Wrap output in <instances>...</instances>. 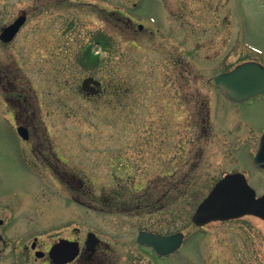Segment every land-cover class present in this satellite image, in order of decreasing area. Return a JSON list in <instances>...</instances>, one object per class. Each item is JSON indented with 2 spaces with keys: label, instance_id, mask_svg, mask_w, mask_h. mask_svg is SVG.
Masks as SVG:
<instances>
[{
  "label": "rangeland",
  "instance_id": "rangeland-1",
  "mask_svg": "<svg viewBox=\"0 0 264 264\" xmlns=\"http://www.w3.org/2000/svg\"><path fill=\"white\" fill-rule=\"evenodd\" d=\"M24 10L22 31L0 45V78L10 82L0 100L13 97L12 109L29 124L26 154L35 174L19 165L25 147L5 105L0 154L11 156L10 189L24 190L26 229L51 234L67 220L130 239L142 227L182 229L184 250L164 264H264V219L192 221L217 181L245 164L264 193V173L246 153L259 143L264 99L235 105L215 83L242 62L264 65V0H0V25ZM135 12L154 13L161 30L143 21L147 29L133 38ZM87 76L103 80L104 92L85 94ZM116 86L127 93L122 100L110 92ZM48 160L81 175L97 194L122 186L127 196L154 202L164 195L163 206L108 214L98 203L87 210L70 200ZM136 264L151 263L138 257Z\"/></svg>",
  "mask_w": 264,
  "mask_h": 264
},
{
  "label": "flooded vegetation",
  "instance_id": "flooded-vegetation-1",
  "mask_svg": "<svg viewBox=\"0 0 264 264\" xmlns=\"http://www.w3.org/2000/svg\"><path fill=\"white\" fill-rule=\"evenodd\" d=\"M120 11L122 14L123 10ZM112 13H117V11ZM23 16L25 21L15 33L14 37L10 38V35L7 37V34L5 33L7 27L16 22L18 18ZM121 16H123V14ZM140 16L144 18L140 20ZM28 18V12L24 10L12 22L3 26L0 25V45L3 47L9 46V44L22 31L23 27L28 22ZM143 21L153 24L154 27H157V31L161 30L154 13L140 14L135 12L129 17L128 22V24L131 25V28L134 26V23H137L138 25L137 29H134V32L131 31L133 38H139V34L147 29ZM6 78L7 76L3 74L0 78V88L5 90H7V85H10L9 80L5 84ZM101 82V85L96 86L99 90L98 92H83L88 96L103 93L105 90V85L103 80H101ZM115 88L116 89L114 91L110 92L113 93L114 96L116 95L115 97H118L122 100V98L127 95L126 91L123 90L122 86H116ZM225 99L229 103L245 106L258 99H264V94L250 97L249 99L241 102L234 101L226 97ZM13 100V97H3L2 101L0 100V107L2 109L4 105L8 107V111H6V109L5 111L7 112V115L11 116L13 125L16 128L15 130H17V134L21 138V141L25 147V150L21 151L20 153L19 165L24 167L23 162L28 163L31 169L30 172L35 174V169L32 165H30L31 163L27 159L26 154V148L29 146L31 139L29 124L20 118L14 107L12 109L11 102ZM18 104L20 105L21 103L19 102ZM209 116L210 115L208 113L207 117ZM20 128L25 129V131L27 130V132H20ZM263 132L264 126L261 128L259 143L254 152L251 150L250 146L247 147L246 153L248 154L249 151L250 155L253 153V161L259 148ZM56 158L58 159L57 156ZM247 159V163H249L250 156H247ZM10 160L11 156L7 151H4L0 154V183H2L1 187L3 188H0V241L3 243L0 246V264H136L138 257H141V261L144 260L146 262H150L151 264H156V262L159 264H164L170 263V259L172 257L179 255V253L184 250L186 243V233L182 229L172 233H161L148 227H142L139 228L136 231V235L130 239L128 237L126 238L115 235L103 227L99 228L96 226L94 229L90 228L87 222L83 223L82 226H71L69 223H67V220H65L66 224L63 226L65 228L60 229L53 227V229L56 230L51 231V234H49V231H38L31 233L30 231L32 229H26L25 223H23L25 220V202L24 199L20 198V195L24 194V190L21 188L14 192L13 189H10L11 187L8 186L9 181L7 180L6 174L10 172V167L8 165ZM48 162L53 169L50 166L47 168L51 169L50 172H54L53 174H57L56 179L58 180V184L66 185L64 190L70 200L77 202L87 210H97L98 203L102 206L100 207L101 211L108 214H111V212L115 211L116 209H122V211H125L124 213L133 212L134 210L138 211L149 209V207H152L151 209H153V207L156 205V202H160L159 207L161 205L163 206L162 198L164 195L155 202L151 200L150 196H145L142 198L127 196L128 193L126 189H122V186H118L120 183H117L118 187L115 188L116 190L111 192V195L105 191L103 194H97L96 190L92 188L90 183L86 181L81 175H77L74 172H69L68 170L61 172L59 169L61 168V165H53L51 160H48ZM253 165H255L254 162ZM242 168L241 170H237L235 172L244 173L249 180V175H247L246 171L250 168L246 164ZM258 170L264 173L263 170ZM229 173L230 172H226L224 176ZM123 193L126 195L125 198L115 196L122 195ZM116 202H119L121 207L115 208L114 205ZM129 202L134 203L130 204ZM135 203L136 206L134 207L133 205ZM149 234L160 235L164 237L180 234L182 244L179 246V248H159L158 245H153L147 242V240H149L147 238H150ZM182 254L184 257V253ZM172 262L177 264L176 260H173Z\"/></svg>",
  "mask_w": 264,
  "mask_h": 264
},
{
  "label": "water",
  "instance_id": "water-1",
  "mask_svg": "<svg viewBox=\"0 0 264 264\" xmlns=\"http://www.w3.org/2000/svg\"><path fill=\"white\" fill-rule=\"evenodd\" d=\"M23 22L22 17L16 24L7 27V34L13 37ZM216 82L231 99L244 100L264 93V67L256 62L244 63L231 72L216 77ZM91 85L99 86L101 82L94 77H88L83 81V90L94 91ZM256 163L264 168V135L256 155ZM245 214H253L264 219V195L257 196L246 177L236 173L227 175L212 189L198 206L193 220L196 224L202 225L212 220L231 219ZM149 237L151 239L147 238L149 239L147 242L158 245L159 248H175L181 240L179 234L168 237L149 234Z\"/></svg>",
  "mask_w": 264,
  "mask_h": 264
}]
</instances>
